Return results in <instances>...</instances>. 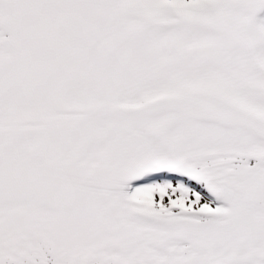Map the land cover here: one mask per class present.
Wrapping results in <instances>:
<instances>
[{"label": "snow or ice", "instance_id": "obj_1", "mask_svg": "<svg viewBox=\"0 0 264 264\" xmlns=\"http://www.w3.org/2000/svg\"><path fill=\"white\" fill-rule=\"evenodd\" d=\"M0 264H264V0H0Z\"/></svg>", "mask_w": 264, "mask_h": 264}]
</instances>
